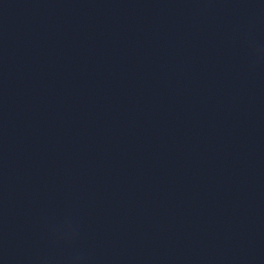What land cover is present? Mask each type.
Masks as SVG:
<instances>
[{
	"label": "water",
	"instance_id": "water-1",
	"mask_svg": "<svg viewBox=\"0 0 264 264\" xmlns=\"http://www.w3.org/2000/svg\"><path fill=\"white\" fill-rule=\"evenodd\" d=\"M0 264H264V15L0 0Z\"/></svg>",
	"mask_w": 264,
	"mask_h": 264
}]
</instances>
